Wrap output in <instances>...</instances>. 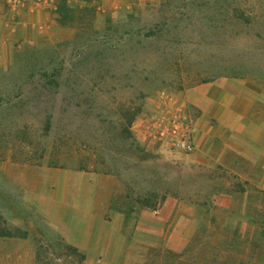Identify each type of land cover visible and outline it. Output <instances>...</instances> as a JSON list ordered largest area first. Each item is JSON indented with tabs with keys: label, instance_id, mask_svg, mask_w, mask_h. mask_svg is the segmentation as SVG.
<instances>
[{
	"label": "rangeland",
	"instance_id": "1",
	"mask_svg": "<svg viewBox=\"0 0 264 264\" xmlns=\"http://www.w3.org/2000/svg\"><path fill=\"white\" fill-rule=\"evenodd\" d=\"M0 18L24 34L0 71V264H36L47 244L53 264H82L59 257L70 244L46 217L57 171L79 167L107 188L86 264H192L167 247L162 206L224 174L194 170L170 123L194 125L197 84L264 69V0H0Z\"/></svg>",
	"mask_w": 264,
	"mask_h": 264
},
{
	"label": "crops",
	"instance_id": "2",
	"mask_svg": "<svg viewBox=\"0 0 264 264\" xmlns=\"http://www.w3.org/2000/svg\"><path fill=\"white\" fill-rule=\"evenodd\" d=\"M9 23L7 27L0 18L4 73L13 61L15 40L24 39L19 23ZM263 70L258 65L255 74L263 76ZM259 75L253 74L251 81L242 80L246 79L242 75L215 78L184 96L197 112L195 151L190 154L193 169L224 174L215 178V191L202 201L199 196L191 200L168 196L162 206L164 224L173 214L176 219L167 247L180 257L190 250L192 264H264V76ZM140 135L147 137L142 131ZM79 169L83 173L57 171L46 217L82 252L97 249L103 241L105 217L100 204L107 188L98 174ZM201 234L207 235L202 241Z\"/></svg>",
	"mask_w": 264,
	"mask_h": 264
},
{
	"label": "built area",
	"instance_id": "3",
	"mask_svg": "<svg viewBox=\"0 0 264 264\" xmlns=\"http://www.w3.org/2000/svg\"><path fill=\"white\" fill-rule=\"evenodd\" d=\"M171 125L173 126L170 134V143L175 150L185 154H191L195 151V130L194 125L180 122L179 114L174 113Z\"/></svg>",
	"mask_w": 264,
	"mask_h": 264
},
{
	"label": "trees",
	"instance_id": "4",
	"mask_svg": "<svg viewBox=\"0 0 264 264\" xmlns=\"http://www.w3.org/2000/svg\"><path fill=\"white\" fill-rule=\"evenodd\" d=\"M140 114V113H139ZM138 113L134 115V119L137 118L139 115ZM83 168V167H82ZM49 248L50 245H46L44 248L41 247L37 250L36 254V264H53V260L49 258ZM59 248H61L62 251L59 253V257H66V258H72L77 257L80 259V262L82 264H86L87 257L84 253H82L77 248L63 243H59ZM61 258H59L60 260Z\"/></svg>",
	"mask_w": 264,
	"mask_h": 264
}]
</instances>
